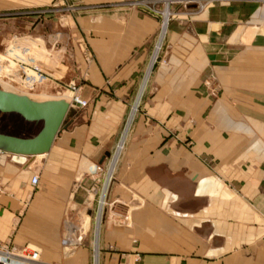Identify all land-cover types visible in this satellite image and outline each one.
I'll use <instances>...</instances> for the list:
<instances>
[{
  "label": "crops",
  "instance_id": "obj_1",
  "mask_svg": "<svg viewBox=\"0 0 264 264\" xmlns=\"http://www.w3.org/2000/svg\"><path fill=\"white\" fill-rule=\"evenodd\" d=\"M135 1L0 0V88L70 102L71 81L88 103L47 154L0 153V245L41 264H264V4L174 6L155 55L160 18ZM52 5L80 11L19 16Z\"/></svg>",
  "mask_w": 264,
  "mask_h": 264
},
{
  "label": "water",
  "instance_id": "obj_2",
  "mask_svg": "<svg viewBox=\"0 0 264 264\" xmlns=\"http://www.w3.org/2000/svg\"><path fill=\"white\" fill-rule=\"evenodd\" d=\"M72 105L78 107L62 98L36 101L0 88L1 114L13 113L28 123H42L40 131L32 138L0 133V151L12 155V160L20 163L28 157L47 154L56 136L67 128V119L73 115Z\"/></svg>",
  "mask_w": 264,
  "mask_h": 264
},
{
  "label": "built area",
  "instance_id": "obj_3",
  "mask_svg": "<svg viewBox=\"0 0 264 264\" xmlns=\"http://www.w3.org/2000/svg\"><path fill=\"white\" fill-rule=\"evenodd\" d=\"M65 1V0H62ZM216 0H136V4H141L146 7V9L151 13L160 18V29L162 31V27L164 23L168 27V23L171 18H173L177 13L173 9L174 6H180L183 9H186L190 5H194V11H201L207 5L213 3ZM260 3L264 4V0H257ZM66 7V8H65ZM53 9H36L34 14L36 15H44L47 13L61 14L68 13L74 14L80 11L74 6H64V7H52ZM192 11V12H194ZM161 33V32H160ZM160 49V48H159ZM159 49L156 50V55L159 53ZM156 58V56H155ZM66 89L71 91L72 98L70 103H76L78 107L73 106L72 108H85L87 107V101L82 100L80 98V86L75 82H68L65 86ZM0 153H3L0 151ZM38 183V177L33 176L31 178V184L36 186ZM104 205V197L100 199L98 209L102 210ZM100 213V212H99ZM73 234L69 231L67 235L63 239L64 247H71L73 245L79 244L82 241V235H78L77 237H72ZM0 264H41L39 262V252L37 249L33 247H23L20 249L10 247L7 245H0Z\"/></svg>",
  "mask_w": 264,
  "mask_h": 264
},
{
  "label": "rangeland",
  "instance_id": "obj_4",
  "mask_svg": "<svg viewBox=\"0 0 264 264\" xmlns=\"http://www.w3.org/2000/svg\"><path fill=\"white\" fill-rule=\"evenodd\" d=\"M53 7V5L52 6H49V7H46V8H48V9H53L52 8ZM62 7H64V6H62ZM66 8V7H65ZM39 9H45V8H39ZM36 9H33V10H27V11H24L23 13H20V15L19 16H22V17H24V16H30V17H33L34 19H33V23H32V26H34L37 22H39V21H41V20H44L45 18H47V16L48 15H50V17H54V18H58V19H65V18H63V15H65V14H67V15H70V14H68V13H61V14H54V13H47V14H44V15H36V14H34V11H35ZM18 13V14H19ZM32 22V21H31ZM31 22H29V23H31ZM66 22H63V24H65ZM61 24H62V22H61ZM31 26V27H32ZM0 28H2V26H0ZM57 28H61L60 27V24H58L57 25ZM167 29H168V27H167ZM161 29L159 28V30H158V33H157V42H156V48H155V50L157 49V45H158V43H159V38H160V35H161ZM33 33V32H32ZM28 34H31V31H28ZM167 34H168V31H166V34H165V36H164V38H163V40H162V42H161V46H160V49H159V51L160 50H163L164 48H165V43H166V37H167ZM17 45H21V43H20V41H14L13 42V46H17ZM155 61V58H153L152 59V61H151V65H153V62ZM13 66H15V65H13ZM13 71H14V73H15V70L16 71H19V68L18 67H13V69H12ZM1 71H2V74H0V75H2V76H6L5 74H6V72H7V70L5 69V68H3V67H1ZM13 73V75H15V74H17V73H15L14 74ZM7 77V76H6ZM25 79H23V81H24ZM58 90H60V89H58ZM57 95V94H56ZM140 95V94H139ZM58 97V96H57ZM138 99H139V96H138ZM137 104H133V106H131V108H130V110H129V113H128V115H127V117H126V119H125V121H124V124H123V136H124V133H125V131L127 130V127H128V124H129V120H130V118H131V116H132V119H133V115L136 113V110H137V106H136ZM13 115H16V114H13V113H7V114H0V129H3V130H6L5 128H6V125H5V120H9L10 119V116H13ZM131 123H132V121H131ZM131 123H130V125H131ZM130 125H129V128H130ZM128 128V129H129ZM123 138L121 139V142L119 143V147L121 146H123V144H124V141L125 140H123Z\"/></svg>",
  "mask_w": 264,
  "mask_h": 264
},
{
  "label": "bare ground",
  "instance_id": "obj_5",
  "mask_svg": "<svg viewBox=\"0 0 264 264\" xmlns=\"http://www.w3.org/2000/svg\"><path fill=\"white\" fill-rule=\"evenodd\" d=\"M167 31V26H166V23H164V25H163V27H162V33H161V35H160V40H159V44H158V47H157V50L159 49V47H160V45H161V42H162V40H163V38H164V34H165V32ZM156 55V54H155ZM120 148H121V146H120ZM73 232V231H72Z\"/></svg>",
  "mask_w": 264,
  "mask_h": 264
}]
</instances>
